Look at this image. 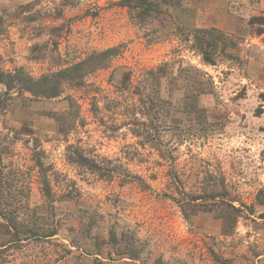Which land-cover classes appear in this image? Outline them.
<instances>
[{
  "label": "rangeland",
  "instance_id": "obj_1",
  "mask_svg": "<svg viewBox=\"0 0 264 264\" xmlns=\"http://www.w3.org/2000/svg\"><path fill=\"white\" fill-rule=\"evenodd\" d=\"M0 264H264V0H0Z\"/></svg>",
  "mask_w": 264,
  "mask_h": 264
},
{
  "label": "trees",
  "instance_id": "obj_2",
  "mask_svg": "<svg viewBox=\"0 0 264 264\" xmlns=\"http://www.w3.org/2000/svg\"><path fill=\"white\" fill-rule=\"evenodd\" d=\"M75 65L76 67H79L81 64L79 62ZM69 71L71 70L64 69L40 78H33L23 71H17L14 73L7 72L4 73L7 80L3 81V83L8 89L17 86L20 90L27 91L33 96L54 97L59 93L60 84L62 82L61 79L68 77L69 79H67V82H70V79L74 80V78L70 77L68 74ZM75 82L76 83L73 81V84L76 85L80 81Z\"/></svg>",
  "mask_w": 264,
  "mask_h": 264
}]
</instances>
